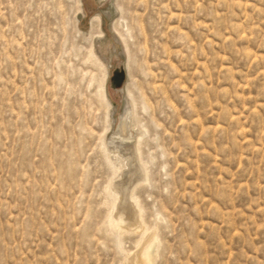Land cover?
<instances>
[{"label": "rangeland", "instance_id": "1", "mask_svg": "<svg viewBox=\"0 0 264 264\" xmlns=\"http://www.w3.org/2000/svg\"><path fill=\"white\" fill-rule=\"evenodd\" d=\"M138 221L154 264H264V0H0V264H123Z\"/></svg>", "mask_w": 264, "mask_h": 264}, {"label": "bare ground", "instance_id": "2", "mask_svg": "<svg viewBox=\"0 0 264 264\" xmlns=\"http://www.w3.org/2000/svg\"><path fill=\"white\" fill-rule=\"evenodd\" d=\"M116 8L119 10L117 5H116ZM95 22L97 24V27L101 28L104 21H103V18L98 15L95 18ZM115 27L113 25V28H112L115 33L114 35L119 37V40L126 52V45L122 39V35H120V33L116 29L117 27L116 28ZM100 33H103V31L101 30ZM103 35L104 34H102L101 36ZM92 55H95L94 51L92 52ZM126 55H127V52H126ZM99 61L102 63L101 65L104 69V80L102 81L103 83L101 84L102 88L101 87L100 88L102 89L103 99L107 103V107L109 109L108 116L110 118V113L112 112L111 110L112 104L107 96V91H106V83L109 78L108 76H109L110 63L109 61H107V59L102 60V58L99 59ZM145 133L146 131L144 130V128L141 125H139V123H137L136 121L135 102H134L132 92L129 91L127 94L126 107H125L124 113L119 120L118 132L115 133L113 137H115V139L118 141H134L135 142L134 146L131 148H134V151L136 153V158L138 160L139 168L141 171H144L145 168L141 160L140 141H142ZM131 148L125 149L124 152L125 153L131 152V154L133 155V150ZM119 158L120 157L116 159V164H118L119 169L124 168L126 164L124 165L123 164L124 161L121 158H120L121 159L120 161ZM121 214L127 217H136L137 220L140 219V206L138 202L133 198V196L129 198L128 204L125 203L124 205H122ZM109 224H111V226L117 229H122V228L126 229V225L124 224V221L121 216H118V217L116 215L110 216ZM135 231L139 232L140 240L138 241L136 245V250L133 253L127 255L128 257L123 264H154L156 261V250H157V242H158L156 233L146 231V229L142 226V224L139 221H138V225Z\"/></svg>", "mask_w": 264, "mask_h": 264}]
</instances>
